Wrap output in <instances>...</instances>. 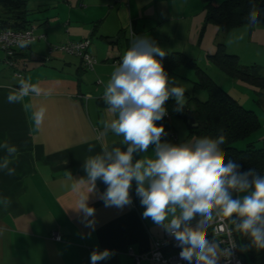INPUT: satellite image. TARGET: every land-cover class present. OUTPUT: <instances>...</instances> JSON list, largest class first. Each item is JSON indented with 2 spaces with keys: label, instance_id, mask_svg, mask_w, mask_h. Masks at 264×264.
<instances>
[{
  "label": "crops",
  "instance_id": "obj_1",
  "mask_svg": "<svg viewBox=\"0 0 264 264\" xmlns=\"http://www.w3.org/2000/svg\"><path fill=\"white\" fill-rule=\"evenodd\" d=\"M122 1L51 0L39 7L48 9L55 3V9L43 12L44 8H39L43 13L34 17L25 2L21 19L17 15L11 18L5 7L0 9V20L34 25L36 33L46 36V40L37 39L15 50L12 70L20 71L21 78L42 90L39 96L25 97L23 103L31 105L29 112L24 111L23 103L7 102L9 91L19 87L21 78L0 70V144L7 140L18 148L17 158L10 164L16 169L15 175L0 170V199L11 200L6 210L0 204V264H91L93 250L105 249L112 255L97 264H133L126 252L129 247L140 251L157 244L164 253L171 250L174 238L151 219L142 218L144 208L135 194V182L130 192L132 203L123 208L105 206L100 195L106 185L100 181L90 194L87 186L78 185V180L86 177L83 162L89 156L104 147H126L122 137L110 131L100 137V133L104 131L103 121L113 118L102 96L111 73L120 64L116 61L129 49L128 29L132 28V41L148 37L166 53L177 49L167 41L169 38L161 40L153 33L156 14H146L142 0H129L132 5L126 4L127 8ZM121 12L129 16L127 29ZM125 32L128 37L123 39ZM118 34L117 42H108ZM84 38H90L88 50L96 59L92 69L85 68L76 55L48 52V43ZM41 108L44 117L36 127L31 115ZM169 121L179 142L174 123L171 118ZM89 145H94L91 152ZM153 150L150 146L147 153L135 154L134 159L154 158ZM5 155L0 148V160ZM88 194V206L95 213L86 217L75 209L80 196ZM89 221L93 223L89 225ZM53 231H58L60 240L52 239ZM209 240L215 242L210 235Z\"/></svg>",
  "mask_w": 264,
  "mask_h": 264
},
{
  "label": "clouds",
  "instance_id": "obj_2",
  "mask_svg": "<svg viewBox=\"0 0 264 264\" xmlns=\"http://www.w3.org/2000/svg\"><path fill=\"white\" fill-rule=\"evenodd\" d=\"M259 16L253 5L247 27H256ZM165 56L166 52L148 37L132 41L105 86L103 100L113 118L103 121L104 131L100 133V137L109 131L122 137L126 147H104L89 156L83 162L86 177L80 178L78 185L87 186L90 194L100 181L106 185L100 195L105 206L123 208L132 203L130 192L135 182V194L144 208L142 218L151 219L172 236L182 249L180 259L188 264H219L221 258L230 259V249H221L209 240L208 229L214 222L227 221L232 226L229 231L234 228L247 236L250 244L243 246V251L250 247L264 249V175L251 168L241 171V164L229 159L221 147L224 135L178 144L162 140L166 132L158 122L168 114L166 102L174 99L176 112H181L185 103V89L169 76L161 62ZM18 83L19 87L7 95L10 104L23 103L25 97L42 93L29 80L21 78ZM30 108V104L23 103L25 112ZM43 117V108L32 112L36 127ZM150 146H154V158L134 159L135 154L147 153ZM0 148L6 152L0 170L15 175L16 169L10 164L17 158V146L5 140ZM93 148L89 145L88 151ZM89 194L80 196L75 209L86 217L95 213L88 206ZM0 204L6 210L11 200L4 197ZM111 255L108 249L93 250L91 264Z\"/></svg>",
  "mask_w": 264,
  "mask_h": 264
},
{
  "label": "trees",
  "instance_id": "obj_3",
  "mask_svg": "<svg viewBox=\"0 0 264 264\" xmlns=\"http://www.w3.org/2000/svg\"><path fill=\"white\" fill-rule=\"evenodd\" d=\"M26 0H0V4L5 7L7 14L21 19L22 9ZM204 11L205 23H213L219 29H230L248 23L247 17L253 5L260 12L259 24L264 26V0H200ZM17 15V16H16ZM0 20V27L13 26L23 28L15 20ZM210 60L224 71L229 77L239 79L257 87L264 93V77L260 74V68L256 65L244 66L239 64L237 56L228 53L224 44L218 43L213 54L209 55ZM161 59V58H159ZM167 73L173 71L176 65L184 64L194 69L197 79L193 82V89H203L207 98L200 100L195 96H188L184 108L181 112L174 111L176 107L174 99H169L165 107L168 114L158 122L163 124L165 131L174 132L170 125L171 117H179L186 122L187 114L191 112L197 125L188 127V135L193 142L202 137L218 138L225 136V143L221 145L227 157L241 164V171L255 169L257 173L264 175V145L256 147L253 142L248 143L245 148H237L236 142L255 133L260 128L259 118L252 110L243 107L221 86L217 85L208 75H206L197 64L186 55L180 52L166 53L161 60ZM177 141L173 144H178ZM235 195V194H234ZM231 226V225H230ZM232 227V226H231ZM235 238L239 246V255L243 264H246L248 256L253 264H264V249L250 247L247 251L242 248L250 244V239L242 233L236 232L233 228Z\"/></svg>",
  "mask_w": 264,
  "mask_h": 264
},
{
  "label": "rangeland",
  "instance_id": "obj_4",
  "mask_svg": "<svg viewBox=\"0 0 264 264\" xmlns=\"http://www.w3.org/2000/svg\"><path fill=\"white\" fill-rule=\"evenodd\" d=\"M130 1L125 0L121 3L127 8L128 4H131ZM216 1L221 2L223 0ZM41 2L50 3L51 0H26V8L32 9L31 17L41 16L43 12L55 9V3H51L48 9H45L44 6L39 7ZM141 3L146 14L151 12L156 14L157 23L153 29V33L158 35L156 37L161 40L169 38L167 41L176 45L174 47H177V49L171 48L168 53H172L174 50L181 51L180 53L191 58L206 75L227 91L243 107L254 111L258 116L260 128L248 137L237 141L236 147L243 149L251 142L256 147L264 145V93L247 82L229 77L209 58V55L216 50L217 44L222 43L228 53L237 56L239 64L258 66L260 74L264 77V26L257 25L254 28H249L246 24L230 29H219L213 23H205L200 0H142ZM1 8L3 6L0 4ZM39 8H44L45 11ZM121 15L124 18V23H126L123 27L127 29L130 21L129 16L124 12H121ZM132 18L134 19L133 16ZM146 19L151 25L152 21ZM241 36L242 39H240ZM127 37L128 34L125 32L122 38ZM42 50L43 54H47V51ZM67 57L72 59L70 56ZM3 59L4 54L0 51V70L10 71L13 74V67L8 66ZM168 74L170 77L176 78L178 86H182L190 96H195L200 100L207 98L205 90L193 89V82L197 79L193 68L179 64ZM187 98L188 96L184 97L185 102ZM171 120L178 134L179 143L193 142L192 137L188 135L186 122L174 116L171 117ZM175 122L178 123L175 124ZM245 257L246 264H253L248 256Z\"/></svg>",
  "mask_w": 264,
  "mask_h": 264
},
{
  "label": "built area",
  "instance_id": "obj_5",
  "mask_svg": "<svg viewBox=\"0 0 264 264\" xmlns=\"http://www.w3.org/2000/svg\"><path fill=\"white\" fill-rule=\"evenodd\" d=\"M132 38L133 31L130 27L129 48L132 44ZM37 39L46 40V36L44 33H36L34 25H28L23 28L13 26L0 27V51L4 54V62L8 66L13 67L15 65L16 48L27 46ZM90 43V38L66 41L56 45L48 43V52L50 53L58 50L66 54L76 55L81 59L85 68L92 69L96 63V59L88 50ZM122 57L123 56L116 62L121 63ZM13 74L17 78L22 77L21 72L18 70H15ZM162 140L173 143L177 141V135L175 132H166ZM192 223L195 225V221ZM229 228H231V226L225 221L223 223L214 222L208 229L210 237L219 244L221 249H230L232 252L230 259L225 260L221 258L219 264H243L239 255V246L234 231H229ZM51 237L54 240L61 239L58 231H53ZM170 247L171 250L169 253H164L162 248L157 244H154L151 248L140 251H135L133 248L129 247L126 252L132 258L133 264H140L142 261H150L157 264H188V261L180 259L179 253L182 249L175 239Z\"/></svg>",
  "mask_w": 264,
  "mask_h": 264
},
{
  "label": "water",
  "instance_id": "obj_6",
  "mask_svg": "<svg viewBox=\"0 0 264 264\" xmlns=\"http://www.w3.org/2000/svg\"><path fill=\"white\" fill-rule=\"evenodd\" d=\"M121 34H118L115 38L113 39H108V42L111 43V44H114L115 42L118 41L119 37H120ZM35 59V58H34ZM37 59V58H36ZM187 126L190 127V128H193V127H196L197 123L192 115L191 112H188L187 114Z\"/></svg>",
  "mask_w": 264,
  "mask_h": 264
}]
</instances>
